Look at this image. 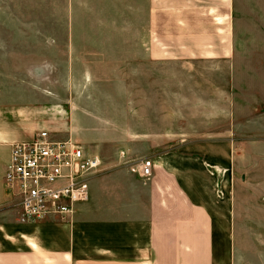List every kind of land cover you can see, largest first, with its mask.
Instances as JSON below:
<instances>
[{
  "label": "crops",
  "instance_id": "crops-1",
  "mask_svg": "<svg viewBox=\"0 0 264 264\" xmlns=\"http://www.w3.org/2000/svg\"><path fill=\"white\" fill-rule=\"evenodd\" d=\"M261 72L264 0H0V264H264ZM42 131L101 168L27 222L5 175Z\"/></svg>",
  "mask_w": 264,
  "mask_h": 264
},
{
  "label": "built area",
  "instance_id": "built-area-1",
  "mask_svg": "<svg viewBox=\"0 0 264 264\" xmlns=\"http://www.w3.org/2000/svg\"><path fill=\"white\" fill-rule=\"evenodd\" d=\"M101 168L96 157L73 142L56 141L46 131L12 146L5 185L17 201L21 219L46 221L75 214L90 197V179ZM139 174L149 179L152 161L140 165Z\"/></svg>",
  "mask_w": 264,
  "mask_h": 264
},
{
  "label": "rangeland",
  "instance_id": "rangeland-1",
  "mask_svg": "<svg viewBox=\"0 0 264 264\" xmlns=\"http://www.w3.org/2000/svg\"><path fill=\"white\" fill-rule=\"evenodd\" d=\"M242 75V74H240ZM261 81L259 83H251L252 84V88H261V92L264 93V78H263V73L261 72ZM243 79L242 80H237V86L239 87V89H242L243 85ZM240 92V91H238ZM251 126H254L255 128H253L254 130L252 132H257L259 131L261 133L260 135V138L259 137H250V138H247L248 141H252V140H255V139H260L261 141H263L260 145H257L256 147H253L254 145H247V144H237L236 145V152H241V153H244V152H252L254 151V149H257V151H260L262 153H264V137H261L263 134H264V125L262 126L260 124V126L258 127L257 125V122L252 124L251 123ZM254 148V149H253ZM261 168L262 170H264V163L261 164Z\"/></svg>",
  "mask_w": 264,
  "mask_h": 264
}]
</instances>
